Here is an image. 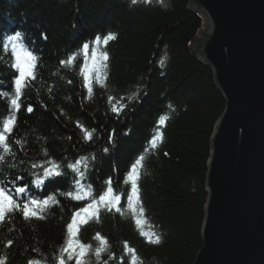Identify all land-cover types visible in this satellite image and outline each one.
<instances>
[{"label": "trees", "instance_id": "1", "mask_svg": "<svg viewBox=\"0 0 264 264\" xmlns=\"http://www.w3.org/2000/svg\"><path fill=\"white\" fill-rule=\"evenodd\" d=\"M200 13L187 0H0V38L14 22L39 55L20 96L3 179H27L47 158L64 164L82 154L92 191L111 184L122 194L124 212L102 209L80 227L88 245L100 248L95 234L106 245L99 254L89 248L82 264H192L202 246L211 135L225 100L212 68L192 49ZM99 35L111 40L102 45V81L88 87L72 53ZM6 58L0 53V115L10 93ZM137 159L133 194L128 173ZM66 178L46 182L55 197L39 217L12 214L0 223L3 264L56 261L81 203L65 194Z\"/></svg>", "mask_w": 264, "mask_h": 264}, {"label": "water", "instance_id": "2", "mask_svg": "<svg viewBox=\"0 0 264 264\" xmlns=\"http://www.w3.org/2000/svg\"><path fill=\"white\" fill-rule=\"evenodd\" d=\"M187 1L204 20L192 49L225 100L192 264H264V0Z\"/></svg>", "mask_w": 264, "mask_h": 264}, {"label": "snow or ice", "instance_id": "3", "mask_svg": "<svg viewBox=\"0 0 264 264\" xmlns=\"http://www.w3.org/2000/svg\"><path fill=\"white\" fill-rule=\"evenodd\" d=\"M43 38H47L46 36H44ZM13 39L15 40V37H13ZM85 48H88V45L85 44L84 45ZM13 52L15 53V64L12 65V67L18 72V75H16L14 77V85H15V89H16V93L19 96L20 92H21V85L22 82L25 80V78L29 75L30 69L32 67L31 65V61L33 59V55L31 52L28 51H17L16 50V46H13ZM13 105L17 104L16 100L12 101ZM18 107V106H17ZM27 111L29 113H31L33 111V108L31 105L28 106ZM164 119L160 120V124H164ZM13 121L10 119L8 120L7 123L4 124V128L3 131L5 133H7L9 131V125L12 124ZM130 131V130H129ZM129 133L126 132L125 135H128ZM111 135V139H110V143H114L115 142V134L114 132ZM6 137L4 134H0V142L5 141ZM160 139V135L157 133V135L155 136V138L152 140V145L153 147H155V141ZM5 147H7V145H5ZM108 149H105V152H107ZM51 165L52 169H55L57 166L55 164H53L51 161L48 162ZM77 164L80 163V161L76 162ZM141 163V161L139 159H137L135 161V163H133L131 165L130 171L128 173V179L132 181L131 184V189L133 194L136 193L137 190V175H136V169L137 166ZM32 167H37V165H32ZM41 167H44L43 165H41ZM69 167H73V165H69ZM44 172L45 174L49 177L52 178L54 176H58L60 175L59 172H55L51 169H49L48 167H44ZM25 180V176L24 175H17L10 183H11V188H6V186L3 184V181H0V218H2L4 216V214L8 211H10L12 208H16L18 207L17 203L14 200V196L16 197V199H19V194L24 193L26 191V188L28 187L27 185H25L23 182ZM43 181H37V183H42ZM14 189V192L12 191ZM112 195V190L109 189L108 193H106L105 195H101L99 197V200L97 201V204L91 205L89 204L87 207L83 208L81 211L83 212H87L89 210V208L95 207L98 210V206L100 204H103L105 207H107L110 203L114 201H120L121 197L120 196H112L111 199H109V197ZM77 199H80V197H76ZM51 199V197L45 198L43 201H39L36 199L31 200V205L33 206H39L41 204H47L48 200ZM28 210H29V204L28 203H24L23 205V212L25 216H28ZM33 215H35V212H33ZM74 223V221H73ZM137 223H139V221H137ZM68 230L72 231V224L68 225ZM156 242H159L158 240ZM11 243V242H9ZM69 247H72V244H69Z\"/></svg>", "mask_w": 264, "mask_h": 264}, {"label": "bare ground", "instance_id": "4", "mask_svg": "<svg viewBox=\"0 0 264 264\" xmlns=\"http://www.w3.org/2000/svg\"><path fill=\"white\" fill-rule=\"evenodd\" d=\"M201 16H202V14H201ZM110 40H111V38H110L109 40H107V43L110 42ZM107 43H106V44H107ZM13 45H16V44H13ZM197 58H198V57H197ZM124 105H126V103H125ZM124 105L121 104V105H119V106H123V107H124ZM16 106H19V104L16 105ZM120 110H121V109H120ZM209 152H210V151H209ZM77 156H78V157H84L82 154H79V155H77ZM75 158H76V157L72 158L71 161L74 162ZM86 164H87V165H91L90 162H87V163H82L81 166H82V165H86ZM67 165H68V163H67ZM91 186H93V185H91ZM92 188H93V187H92ZM117 191H120V190L118 189ZM90 193H91V192H89V197L93 198L94 200L97 199L95 194L91 195ZM98 198H99V197H98ZM111 208H114V207L112 206ZM73 209H74L75 211H77V210L79 209V204L75 205V206L73 207ZM112 210L114 211V209H112ZM73 215H74V214H73ZM64 247H65V243H64V246H63L62 248H64Z\"/></svg>", "mask_w": 264, "mask_h": 264}, {"label": "rangeland", "instance_id": "5", "mask_svg": "<svg viewBox=\"0 0 264 264\" xmlns=\"http://www.w3.org/2000/svg\"><path fill=\"white\" fill-rule=\"evenodd\" d=\"M92 58H96V56H95V57H92ZM95 66H96V63H95L94 60H92V61L90 62V66H88V68H87L86 73H87V74H90L91 69L94 68ZM95 75H96V74H95ZM69 250H72V249H69ZM64 261H65V259H64ZM62 262H63V261H62ZM65 262H66V261H65ZM60 264H62V263H60Z\"/></svg>", "mask_w": 264, "mask_h": 264}]
</instances>
